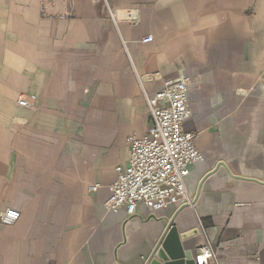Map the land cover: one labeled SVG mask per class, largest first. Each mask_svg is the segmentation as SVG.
I'll return each mask as SVG.
<instances>
[{"label": "crops", "instance_id": "0c3cea01", "mask_svg": "<svg viewBox=\"0 0 264 264\" xmlns=\"http://www.w3.org/2000/svg\"><path fill=\"white\" fill-rule=\"evenodd\" d=\"M139 76L151 96L190 82L186 127L205 159L187 178L192 204L127 217L104 202L127 137L153 125ZM8 209L20 217L0 220V264H146L171 223L197 230L188 257L208 240L219 264H264V0H60L46 13L0 0Z\"/></svg>", "mask_w": 264, "mask_h": 264}, {"label": "built area", "instance_id": "2783aa9c", "mask_svg": "<svg viewBox=\"0 0 264 264\" xmlns=\"http://www.w3.org/2000/svg\"><path fill=\"white\" fill-rule=\"evenodd\" d=\"M58 1L60 0H40V8L46 13V9L55 6ZM109 11L111 12L110 9ZM111 16L114 18L113 12ZM59 17L67 19L70 16L62 13ZM153 39V35H147L141 41L151 43ZM160 75L155 72L152 79ZM139 83L153 125L144 136L127 137L130 159L126 164L115 168L117 176L110 185L111 193L104 202L107 212L127 217L134 216L141 206L157 214L173 206L192 204L195 194L186 184L187 178L192 165L205 159L204 153L196 145L199 133L186 127L193 114L190 82L166 80L154 96L145 89L143 77L139 76ZM36 101L37 96L34 94L21 95L18 99L19 105L23 107L33 106ZM98 188L99 184L90 187L92 191ZM19 217L20 213L16 210L8 209L0 213L1 222L7 225H13ZM194 261L195 264H219L217 253L208 240L199 247Z\"/></svg>", "mask_w": 264, "mask_h": 264}, {"label": "water", "instance_id": "95a60500", "mask_svg": "<svg viewBox=\"0 0 264 264\" xmlns=\"http://www.w3.org/2000/svg\"><path fill=\"white\" fill-rule=\"evenodd\" d=\"M159 247L147 259L146 264H195L194 257H188L187 241L198 232L192 229L180 232L177 224L171 223Z\"/></svg>", "mask_w": 264, "mask_h": 264}]
</instances>
